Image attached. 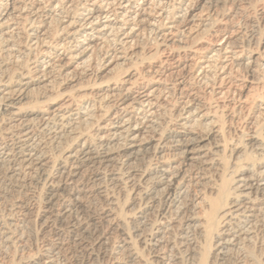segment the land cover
<instances>
[{"label": "bare ground", "instance_id": "obj_1", "mask_svg": "<svg viewBox=\"0 0 264 264\" xmlns=\"http://www.w3.org/2000/svg\"><path fill=\"white\" fill-rule=\"evenodd\" d=\"M260 22L264 0H0V196L60 154L30 264H264ZM218 108L248 127L227 173ZM11 238L0 221V253Z\"/></svg>", "mask_w": 264, "mask_h": 264}, {"label": "rangeland", "instance_id": "obj_2", "mask_svg": "<svg viewBox=\"0 0 264 264\" xmlns=\"http://www.w3.org/2000/svg\"><path fill=\"white\" fill-rule=\"evenodd\" d=\"M253 7H254L256 14L260 13V8H259L260 5L254 4ZM263 25H264L263 22L262 23L260 22V26H261L260 28H262ZM151 39H152V37H149V38L147 37L144 39V42L143 41L141 42V44L145 50H149L148 48L151 45L153 46L154 40L152 39V41L150 42L149 40H151ZM251 46H249V48L247 47L248 48L247 50H250L253 47H255L254 45H251ZM239 74L240 75L243 74L242 75L243 77L242 76L241 77L243 79H245L246 74H244L243 72H241ZM218 109H219V113H221L220 123L223 127L224 136H225V139L227 142V146H226V149L224 151V156L226 158L224 157V159H223L224 172L227 173L229 170V166L231 165V162L233 161L232 159L234 157L233 155L231 156L232 153L230 152L231 149L229 147L232 145V143H235L237 141L240 142L242 146L245 145L247 133H248V127L246 126V118L243 117L242 115H240L241 118L237 116V118H239V119L236 118V119L232 120V122H231L230 119L228 118V116H226L227 115L226 111L222 112V111H220L221 110L220 108H218ZM237 122H239V123H237ZM228 125H231L232 130L227 131ZM238 139H240V140H238ZM228 154H230V155H228ZM48 155H49V158L51 159V160H49L50 161L49 163H52V164H48V168L50 167L49 170L47 168V174L49 172L48 178H46V176H42V177L32 178L31 180L26 179L23 182L18 181L16 183L13 182V179H12V183L14 185L16 184L15 185L16 187L10 183L11 184L9 187L10 191L7 192V194L5 195L6 197L0 196V216L2 217V218L0 217V221L3 224V226L5 227V230L8 231V234L12 237L11 238L12 240L9 244V247L6 248L7 251L5 249L4 253H0V264H30L31 261H34V260L37 261L39 258H41L42 255L45 254V252H46L47 245L49 243L51 244L55 241L56 235H54V230L52 229L53 230L52 231V230H49L50 228H44L41 225L42 222L40 220V210H42L41 207H43V205H44V200H45L44 197H45V192H46L45 190L47 189L48 180H49V178L54 176V174H55L54 169H55V167H57V165L59 163L58 161L60 158V154L58 153V151L52 147L48 148ZM156 155L158 156L156 151L150 152L149 157H147L148 156L147 155L146 158L143 160V162H140V163L143 165L146 164L145 167L146 166L149 167V165L153 164L155 162V160L157 159ZM153 157H155V158H153ZM248 158L249 157L244 156V158L239 162H242L244 160H249ZM121 169L123 170L124 166H122ZM0 172H1V168H0ZM213 172L214 171H212V169L207 170L206 176L207 177L210 176L209 178L211 180H213L215 182L217 181V183H219L218 180H220L221 176H217V174L215 175V172H214V174H213ZM226 173H224L223 175L225 176ZM1 175H2V173H0V187L2 188V187H4V183L2 181ZM17 183H18V185H17ZM23 183H25V184H23ZM105 183L107 184V181H105ZM19 185H22L21 187H19L21 189H17ZM107 186H108L109 190L113 188L109 184ZM126 188L127 187H125L123 189L124 192H123V190L119 191L118 189H115V188H113V190H110V192H112L111 194H114V195L116 194L115 196L114 195L113 196H114L116 204H117V209L122 213L124 218L127 216V212H128L127 210L131 206L130 203H131L132 197H133L131 195L129 188H127V189ZM205 190H206V188H205ZM100 201L102 202V200H100ZM100 204L105 205L103 203H100ZM20 205H22V206H20ZM123 212H125L126 215ZM126 220H128V219H126ZM12 221H13V223H12ZM14 222H15V224H14ZM129 222L130 221H127L126 227L129 231L130 235H132V232H131L132 224H131V222L130 223ZM9 229H10V231H9ZM52 236L53 237L55 236L54 239ZM208 239H209V237H207V240ZM48 240H49V242H48ZM134 241H135V244L137 243L136 246L138 247V242L136 240H134ZM138 248H140V246ZM140 249L142 251L141 253H143L145 255L146 253H144V252H146V250L143 249L144 250L143 251L142 248H140ZM58 255H57V257H58ZM151 260H152L151 264H156V263L159 264L160 263L158 260H157L158 261L157 262L153 258H151ZM65 261L63 260L64 264H86L83 260H80V258L75 259L74 257L73 258L67 257L65 259ZM101 264H105V263H101Z\"/></svg>", "mask_w": 264, "mask_h": 264}]
</instances>
